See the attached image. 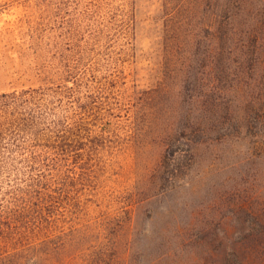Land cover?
I'll return each instance as SVG.
<instances>
[{
	"label": "rangeland",
	"instance_id": "obj_1",
	"mask_svg": "<svg viewBox=\"0 0 264 264\" xmlns=\"http://www.w3.org/2000/svg\"><path fill=\"white\" fill-rule=\"evenodd\" d=\"M49 85L73 88L93 139L0 198L24 216L55 195L57 264L104 245L105 264H233L264 245V0H0V93Z\"/></svg>",
	"mask_w": 264,
	"mask_h": 264
},
{
	"label": "trees",
	"instance_id": "obj_2",
	"mask_svg": "<svg viewBox=\"0 0 264 264\" xmlns=\"http://www.w3.org/2000/svg\"><path fill=\"white\" fill-rule=\"evenodd\" d=\"M72 89L49 85L0 93V191L3 182L41 181L62 165L75 168L80 164L93 138L87 126L74 122L78 114L72 111ZM21 196H15L12 202L25 204ZM4 201L0 198V247L9 244L11 249H0V264H57L65 238L59 236L56 226L55 195L37 188L31 202L34 207L24 216L12 212L14 204ZM106 249L104 245L88 252L81 250L77 255L86 264H105V253L116 262L115 250ZM236 251L244 259L234 258L233 264H264V245H247ZM253 253L257 255L255 260L246 259Z\"/></svg>",
	"mask_w": 264,
	"mask_h": 264
}]
</instances>
